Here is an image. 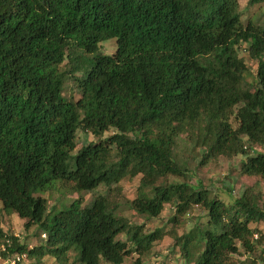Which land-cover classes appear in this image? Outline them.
Segmentation results:
<instances>
[{"label": "trees", "instance_id": "obj_1", "mask_svg": "<svg viewBox=\"0 0 264 264\" xmlns=\"http://www.w3.org/2000/svg\"><path fill=\"white\" fill-rule=\"evenodd\" d=\"M109 40L116 51L102 55ZM241 50L256 64L253 92ZM67 81L76 100L65 96ZM79 131L94 141L77 149ZM256 147L264 148V24L243 20L238 0H0V242L11 241L10 255L125 264L136 254L130 264H146L163 230L145 233L107 194L87 205L81 196L137 178L125 206L138 216L157 219L170 205L178 226L194 208L206 213L177 242L184 264L258 252L264 264V200L247 188L225 203L189 182L184 157L200 151L199 167L241 157L238 175L264 183ZM57 183L80 197L50 210L43 195ZM5 212L42 231L44 245L6 235Z\"/></svg>", "mask_w": 264, "mask_h": 264}, {"label": "rangeland", "instance_id": "obj_2", "mask_svg": "<svg viewBox=\"0 0 264 264\" xmlns=\"http://www.w3.org/2000/svg\"><path fill=\"white\" fill-rule=\"evenodd\" d=\"M240 5V11L242 19L248 18L257 19L260 23L264 24V6L250 8L247 6V0H238ZM116 51V41L109 40L100 46V53L106 56H112ZM248 67V75H246V82L249 84L251 92H253L256 82V64L251 61L246 53L240 52ZM65 69V68H64ZM72 81H67L65 85V96L74 97L76 95L73 90ZM94 141L92 136L87 135L81 131L77 133V149L86 146L90 142ZM257 153H264V148H254ZM201 155L200 151L196 153H190L184 156L189 163V182L193 185L200 184L204 186L212 195L218 196L225 203L232 198H238L243 194L245 189L251 188V190L258 194L264 200V183L257 179L240 177L237 173L239 164L243 158L235 157L233 159L218 158L209 162L204 167H199L201 159L198 157L195 161L194 156ZM169 181L180 182L181 179L169 178ZM163 182V181H162ZM139 184V179L125 180L119 186L112 187L110 189L100 188L95 194H82L84 205H87L96 194H107L109 200L112 202H121L122 208L119 212L120 216L128 219L131 223L137 226H142L145 233L154 231L160 228L164 232V237L161 241L157 242L150 254L143 258L146 264H184V260L180 253V248L177 246V242H180L186 234H196V227L199 224L204 223L206 213L199 208H194L184 216L178 226L173 225L170 220L173 216V208L170 205H166L159 218L154 220H148L145 217L138 216L134 212L130 211L125 206V200H132L135 198V192ZM80 195L75 194L72 191V185L57 183L55 188L44 194L43 198L47 200L48 209L60 210L68 207L72 201L78 199ZM3 232L16 238L20 245H25L28 249L38 248L44 245L45 238L37 227H32L29 230L24 228V221L18 218L16 214L11 212H5L2 215ZM264 233V227L259 228ZM181 243V242H180ZM263 247H261L262 249ZM260 249V250H261ZM259 255V252L253 256L244 254L232 256V264H249L255 262V264H262L261 261L255 257ZM137 258L136 254L131 255L130 258L125 260V264H130ZM75 261V255L72 253L69 256L68 264H73ZM23 264H60L56 262L51 256H45L40 261L36 258L26 257Z\"/></svg>", "mask_w": 264, "mask_h": 264}, {"label": "built area", "instance_id": "obj_3", "mask_svg": "<svg viewBox=\"0 0 264 264\" xmlns=\"http://www.w3.org/2000/svg\"><path fill=\"white\" fill-rule=\"evenodd\" d=\"M11 241L5 239L0 242V264H23L25 263L26 255L24 254H9Z\"/></svg>", "mask_w": 264, "mask_h": 264}]
</instances>
